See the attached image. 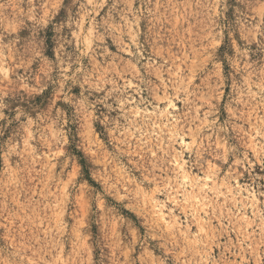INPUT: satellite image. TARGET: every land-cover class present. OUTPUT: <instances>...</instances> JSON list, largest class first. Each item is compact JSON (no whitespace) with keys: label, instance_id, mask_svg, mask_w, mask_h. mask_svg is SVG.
Here are the masks:
<instances>
[{"label":"rangeland","instance_id":"1","mask_svg":"<svg viewBox=\"0 0 264 264\" xmlns=\"http://www.w3.org/2000/svg\"><path fill=\"white\" fill-rule=\"evenodd\" d=\"M0 264H264V0H0Z\"/></svg>","mask_w":264,"mask_h":264},{"label":"bare ground","instance_id":"2","mask_svg":"<svg viewBox=\"0 0 264 264\" xmlns=\"http://www.w3.org/2000/svg\"><path fill=\"white\" fill-rule=\"evenodd\" d=\"M172 107V106H171ZM148 111H143V113L144 114H146ZM141 112H140V110L139 111H137L136 112V114H140ZM170 114V113H169ZM251 193V195H252V197H253V199H254V196H255V194L254 193H252V192H250ZM256 199V198H255ZM160 207V206H159ZM162 213V212H161ZM164 215V214H163ZM163 218V217H162Z\"/></svg>","mask_w":264,"mask_h":264}]
</instances>
